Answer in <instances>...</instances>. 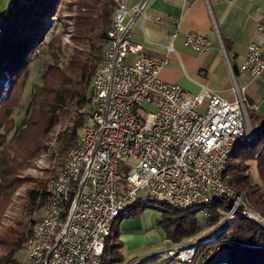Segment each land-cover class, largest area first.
I'll list each match as a JSON object with an SVG mask.
<instances>
[{"label":"built area","instance_id":"2783aa9c","mask_svg":"<svg viewBox=\"0 0 264 264\" xmlns=\"http://www.w3.org/2000/svg\"><path fill=\"white\" fill-rule=\"evenodd\" d=\"M114 1L91 80L87 124L44 185L42 217L24 245L23 264H108L106 245L114 226L139 198L181 210L209 207L220 200L228 206L206 234L167 243L153 252L150 256L159 264H196L198 245L237 214L264 227L246 193L225 180L235 145L253 136L245 88L234 83V99L229 101L205 89L191 96L178 85L163 82L159 72L165 61L147 57L131 43V30L144 18L149 0L130 7ZM184 45L207 52L211 43L188 33ZM167 51H172L171 46ZM35 54L38 57L40 49ZM128 55L135 56L133 63L127 62ZM239 70L259 78L264 72V49L249 44ZM144 104L153 112L145 114ZM143 191L145 196L140 197ZM203 216L210 215L204 210ZM219 250L210 248L206 257Z\"/></svg>","mask_w":264,"mask_h":264},{"label":"trees","instance_id":"16d2710c","mask_svg":"<svg viewBox=\"0 0 264 264\" xmlns=\"http://www.w3.org/2000/svg\"><path fill=\"white\" fill-rule=\"evenodd\" d=\"M64 0H11L0 14V224L2 215L10 205L14 192L22 185L26 192L21 199L12 224L0 230V264H20L15 255L24 245L37 222L28 219L41 208L46 197L44 185L48 178H20V172L41 154L49 151L50 133L56 126L57 155L62 159L75 146L87 124L91 80L99 64L104 40L115 10L114 0H76L71 42L72 53L63 64L60 38L47 43L48 60H43V73L39 84L33 86L24 118L15 126L13 111L21 104L30 65L36 50L43 44L48 31V18H54ZM69 10L71 5L67 6ZM253 131L249 139H240L229 157L226 182L235 190H246L247 199L264 218V202L253 199L250 190L258 186L250 182V164L254 163L258 176L264 181V120L247 109ZM63 125V127L61 126ZM14 129V130H13ZM13 130L9 141L7 135ZM53 173V171H52ZM52 178L54 175H50ZM207 207V206H206ZM196 209L160 208L158 225L164 239L173 243L186 242L200 235L197 214L208 210L205 226L214 227L227 210L220 200L213 206ZM146 208H156L146 198H139L118 218L106 245L108 264L124 261L119 241V225L125 219L138 218ZM221 213V214H220ZM111 240V241H110ZM225 247L221 264H264V227L237 214L234 219L204 239L197 247V263L204 262L207 252L214 246Z\"/></svg>","mask_w":264,"mask_h":264},{"label":"crops","instance_id":"0c3cea01","mask_svg":"<svg viewBox=\"0 0 264 264\" xmlns=\"http://www.w3.org/2000/svg\"><path fill=\"white\" fill-rule=\"evenodd\" d=\"M119 1L130 7L143 0ZM259 26L263 30L259 31ZM188 33L208 39L209 50L196 52L186 47L184 39ZM131 43L140 46L147 57L165 61L159 78L178 85L191 96L205 89L232 101L234 83L245 88L247 108L257 120H264V72L259 78H252L239 70L249 44L264 49V0H149L144 18L138 19L131 30ZM168 46L172 51H167ZM226 59L238 70L233 73L234 78ZM126 60L133 63L135 56L128 55ZM134 222L119 225L122 264H151L154 259L159 264L156 257L149 256L152 248H148L156 245L159 238L146 236Z\"/></svg>","mask_w":264,"mask_h":264},{"label":"rangeland","instance_id":"374dc122","mask_svg":"<svg viewBox=\"0 0 264 264\" xmlns=\"http://www.w3.org/2000/svg\"><path fill=\"white\" fill-rule=\"evenodd\" d=\"M76 0H64L61 6L58 9L57 14L54 18H48L46 22H49V27L47 34L45 36L43 44L40 46V54L38 57H35L34 62L30 65L29 75L26 79L25 83V89L22 95L21 104L18 108H16L13 111L12 118L14 120L15 126L19 125V123L24 118L25 110L27 108L28 101L30 99L31 91L33 89V86L36 84H39L42 73H43V60H48L49 56L47 54V43L53 38V37H59L60 38V46L62 49L63 57L61 59V62L65 64L71 53L73 44L71 42V35L73 31L72 26V19L75 17L76 14V8L72 4L75 3ZM11 0H0V14L4 11V9L9 5ZM68 5H71L72 8L69 10L67 7ZM143 108L145 109L146 113H151L153 110L148 105H143ZM63 127V125H61ZM61 127L56 126L54 130L50 133L48 137L47 144L49 147V151L46 153L43 152L42 155L46 154V156L42 159L41 156H39L37 159H35L29 166H27L25 169H23L20 172L19 177L20 178H33V179H39V178H48L50 179V175H54L56 170L59 168L61 163L64 161L65 156L62 159H50V154L54 153L57 155V145H56V135L60 131ZM14 130V129H13ZM13 130L7 135L6 140L9 141L11 138V135L13 133ZM0 133H3L2 130H0ZM66 155V154H65ZM40 159V160H39ZM53 171V173H52ZM250 182L251 184L257 185V190H250L253 194L254 200H259L264 202V181H261L256 167L254 163L250 164ZM236 191L242 192L244 191L247 195L246 190H238ZM26 192V186L22 185L20 186L13 194L12 200L10 205L6 208L2 215V221L0 224V230L3 228H6L8 225L12 224V221L17 213V211L20 208L21 199L24 197V194ZM140 197L145 196V192H141L139 194ZM247 202L250 204L252 209L258 213L252 202H249L247 199ZM156 208H146L141 215L138 218H131V219H125L122 222L126 221H136L134 222L136 225H140L142 229V233L146 236H154L159 238V241L156 245H153L152 247L149 246L148 248H152L151 251H149L150 255L155 252L158 249H161L164 245L167 243H171L164 239V232L163 229L158 225L159 220L161 219V211L159 210L163 206H158L156 204H153ZM168 208V207H163ZM258 215H260L258 213ZM261 216V215H260ZM42 217V212L40 209L35 210L32 215L28 219H33L34 221H38ZM262 217V216H261ZM263 218V217H262ZM197 219L199 222V226L202 229L200 232V235L202 236L206 234L210 229L212 230L213 227H209L208 229L205 226V218L203 216V212H199L197 214ZM264 219V218H263ZM121 222V223H122ZM146 250V249H145ZM149 255V256H150ZM25 251L20 250L16 255L15 258L18 261V263L23 264L25 262ZM219 256V257H217ZM213 256L211 258L205 259L204 262H199L198 264H221L224 261L225 257V247L221 245V253L219 255ZM151 264H156L155 259L150 261ZM122 264V263H121Z\"/></svg>","mask_w":264,"mask_h":264},{"label":"water","instance_id":"95a60500","mask_svg":"<svg viewBox=\"0 0 264 264\" xmlns=\"http://www.w3.org/2000/svg\"><path fill=\"white\" fill-rule=\"evenodd\" d=\"M232 70H233V73L234 74H237L238 73V70H237L236 66H232Z\"/></svg>","mask_w":264,"mask_h":264},{"label":"bare ground","instance_id":"6f19581e","mask_svg":"<svg viewBox=\"0 0 264 264\" xmlns=\"http://www.w3.org/2000/svg\"><path fill=\"white\" fill-rule=\"evenodd\" d=\"M232 154V153H231ZM213 206V205H212ZM204 208V207H203ZM207 208V207H206ZM171 209V208H170ZM200 209V208H199ZM198 211V209H196ZM208 211V210H207ZM221 214V213H220ZM120 217V216H119ZM246 219V218H245ZM111 238V237H110ZM111 241V240H110ZM26 255V254H25ZM26 257V256H25Z\"/></svg>","mask_w":264,"mask_h":264}]
</instances>
